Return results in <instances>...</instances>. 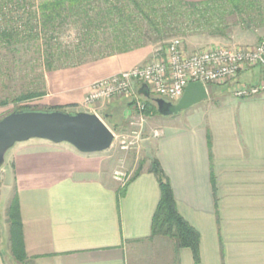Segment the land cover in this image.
Here are the masks:
<instances>
[{"label":"crops","instance_id":"1","mask_svg":"<svg viewBox=\"0 0 264 264\" xmlns=\"http://www.w3.org/2000/svg\"><path fill=\"white\" fill-rule=\"evenodd\" d=\"M263 37L239 33L231 45L206 47H253ZM151 52L145 46L50 71L43 98L54 106H80L92 82L144 64ZM262 71L245 68L236 82L257 84ZM94 107L113 132L129 128L132 98L100 100ZM149 116L141 142L149 161L124 185L111 176L105 152L81 153L36 138L20 142L12 154L14 185L0 186V202L7 200L0 206V240L6 227L8 233L9 202L14 193L18 197L26 255L20 264H194L190 248L151 233L160 198L153 159L178 213L199 233L197 264H264V89L237 97L231 87L185 122H151Z\"/></svg>","mask_w":264,"mask_h":264},{"label":"trees","instance_id":"2","mask_svg":"<svg viewBox=\"0 0 264 264\" xmlns=\"http://www.w3.org/2000/svg\"><path fill=\"white\" fill-rule=\"evenodd\" d=\"M228 15L242 19L256 16L264 22V6L261 0H0V73L6 65L4 62L9 64L8 71H13L15 63L33 60L36 62L33 68H22L20 73L25 76L36 73L33 80L40 83V87L0 99V107L12 103V111H66L65 107L75 105L43 109L29 103L46 94L48 72L125 53L150 43L164 48L166 28L179 21L190 29L198 25L210 35L223 36L221 24ZM3 50H7L8 55L3 54ZM143 100L145 116L157 113L151 100ZM150 171L157 177L160 189L151 222L152 235L168 237L179 247L190 248L197 264L199 233L178 213L171 186L154 159ZM6 214L10 251L15 261L22 263L26 255L15 193Z\"/></svg>","mask_w":264,"mask_h":264},{"label":"built area","instance_id":"3","mask_svg":"<svg viewBox=\"0 0 264 264\" xmlns=\"http://www.w3.org/2000/svg\"><path fill=\"white\" fill-rule=\"evenodd\" d=\"M163 50L160 56L159 48L158 54L153 55L152 59L144 64L92 82L85 94L83 105L87 108H93L100 100L106 101L117 96L132 98L128 121L130 130L118 134L111 130L113 142L118 141L120 151L134 149L143 140L145 104L136 93V88L142 83L148 86L150 94L171 102H176L182 96L188 83L196 81L205 86L231 84L232 93L237 97L256 95L264 89V37L253 47L231 48L216 45L192 52L184 50L179 38H172ZM256 66L263 70L261 80L257 84L236 82L241 70ZM91 113L99 116L94 110ZM160 133V130H152L153 136H159ZM130 175L121 166L113 171L112 176L124 185Z\"/></svg>","mask_w":264,"mask_h":264},{"label":"rangeland","instance_id":"4","mask_svg":"<svg viewBox=\"0 0 264 264\" xmlns=\"http://www.w3.org/2000/svg\"><path fill=\"white\" fill-rule=\"evenodd\" d=\"M244 18L245 19H242V18L232 16V15L225 16L224 21L221 24L225 32V35L223 36L222 35H210L207 32H204V30L198 25L197 26L195 25V27L193 28L191 27L190 29V27H188L183 21H179L171 25L169 28H166L163 34L165 37L164 43L169 42V40L172 38H179L182 42V46L184 47L186 51H194V50L202 49L214 43H223V44L231 45L232 44L231 41H233L235 36L239 33L246 34V32H251L252 34H262V33L264 34V27H263L262 20H260L256 16L250 17L249 19H247V17H244ZM235 41L237 43H240L241 39L239 37H236ZM146 46L152 47L150 59H152L153 55L155 54L159 53L160 56L163 54L164 48H161V51L157 53V50H159L160 48L159 47L160 44L158 43L156 44L150 43ZM2 52L3 54L8 55L7 50H3ZM4 64L6 65H4L1 68L2 70L0 73V99L10 98L12 96L19 95L21 92H25L29 88L40 87V83L37 80H33L34 77L36 76V73L31 72L29 73L28 76L22 75L20 73V69L22 68H25L28 70H30L31 67L33 68V66L36 64L35 61L32 60L30 63L24 60H23V63L17 62L15 63L16 66H15V69H13V71L12 69L8 71L9 64L5 62ZM206 88L208 90V97L206 99L190 106L187 109L182 110L179 114H176V115L162 116V115H159L158 113H153L152 115L149 116V120L151 122H159V121L166 122L170 120H173V121L180 120L182 122H185L187 118L189 119L194 114V112L204 108L205 106L210 104V102H213L215 99H217L219 96L229 95L231 87L230 85L212 84V85H206ZM154 97H157V96L154 95ZM139 98L143 99L144 97L140 96ZM29 103L32 105V107H35V108L37 107V108L46 109V108L56 107L54 105H50L47 99H44L43 97L33 99ZM82 104H80V106H75V107H67V108L65 107V109L67 112L74 113V112H77L83 109V107H85ZM13 109H14V105L12 103H9L7 106L0 107V117H2L3 115H6ZM85 109H88V108L85 107ZM93 110L102 119H104L103 115L98 109H95V107L91 108L90 112H92ZM146 117H145V122L143 124L142 130L146 126V122H147ZM127 130H130V126ZM116 134H118V132H116ZM117 142L118 141L115 140L112 143V146L108 150L103 151L105 152L104 156H106V159L112 162L113 171L116 169H119L122 166V169L124 171L130 174H133V171H137V170H140L141 168L146 167L145 164L149 161V158H146V156L144 155L143 148H142L143 146L141 145V143L139 144L138 147L124 152L118 149ZM19 144L20 142L14 144L10 149L6 151L4 155V162L0 166V186H2V190H4V186L6 185L8 187H11L14 185V175L12 173V167H11L12 154L15 148ZM113 171L111 173V176L113 175ZM7 194H5L6 198H7ZM6 204H7V200L0 202V206L2 205L4 207ZM9 249H10L9 232L7 233V227H6L2 231V237L0 240V252L3 255L5 264H20L15 261Z\"/></svg>","mask_w":264,"mask_h":264},{"label":"water","instance_id":"5","mask_svg":"<svg viewBox=\"0 0 264 264\" xmlns=\"http://www.w3.org/2000/svg\"><path fill=\"white\" fill-rule=\"evenodd\" d=\"M137 94L151 100L159 115L171 116L206 99L208 90L199 81L190 82L182 96L176 102H171L161 97H152L148 86L142 83ZM33 138L53 143L65 142L81 153H94L111 147L113 133L102 118L91 112L14 110L0 117V166L8 149L18 142Z\"/></svg>","mask_w":264,"mask_h":264}]
</instances>
